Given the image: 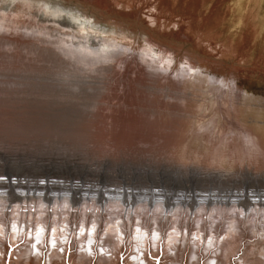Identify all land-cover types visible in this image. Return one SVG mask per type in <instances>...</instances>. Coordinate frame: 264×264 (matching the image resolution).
I'll list each match as a JSON object with an SVG mask.
<instances>
[{
  "label": "bare ground",
  "instance_id": "bare-ground-1",
  "mask_svg": "<svg viewBox=\"0 0 264 264\" xmlns=\"http://www.w3.org/2000/svg\"><path fill=\"white\" fill-rule=\"evenodd\" d=\"M0 12V85L18 101L9 105L15 119L9 109L0 118V133L35 141L68 131L90 158L0 160V264H17L14 255L19 264H116L113 256L148 264L149 246L175 251L172 263L264 264V99L210 81L193 60L174 66L149 35L147 48H136L120 30L60 3L0 0ZM30 102L55 114L34 117ZM220 183L244 189L234 194ZM190 214L207 219L187 231L193 247L216 219L217 237L229 240L199 252L187 244L180 262L176 242ZM244 231L261 240L238 250ZM24 235L32 239L16 254ZM122 235L134 242L120 251Z\"/></svg>",
  "mask_w": 264,
  "mask_h": 264
},
{
  "label": "rangeland",
  "instance_id": "rangeland-1",
  "mask_svg": "<svg viewBox=\"0 0 264 264\" xmlns=\"http://www.w3.org/2000/svg\"><path fill=\"white\" fill-rule=\"evenodd\" d=\"M49 1L53 4L60 3L69 9H78L108 29L120 30L124 33V38L131 40L132 45L136 48H147V44L143 40L145 34L149 35L157 43L156 45H161L164 50L160 46H151V48H156V53L160 57H164L165 60L172 58L175 61L174 66L177 64L178 68L187 67L189 62L193 60L200 73L210 81L219 82L227 88L240 89L248 95L264 99V0H99L98 3H92V0ZM171 51H174V55H171ZM120 82L123 80L120 79ZM119 89L120 87H117V93H120L122 88ZM2 91L0 85V118L5 117L6 109H9L12 119H15L13 112L17 108H12L9 105L13 104L17 107L18 101L15 99L16 97L7 96ZM108 100L109 98L105 96L104 104ZM116 101L114 99V103ZM4 102H6L7 107L4 106ZM35 105L33 102L29 103L33 109L32 116L34 117L37 115L51 118L55 114L53 108L47 109L49 107L46 106L43 108L36 106L35 108ZM105 107L108 108L106 104ZM217 126L219 127L217 128ZM217 126L212 130L220 133L221 124ZM233 129L232 126L230 131H226L228 139L232 138ZM44 135L41 134L40 138L34 141L31 140L30 136L14 138V136L5 137L0 133V160L64 159L67 161H89L90 158L84 152L83 145L77 143V140L73 141V139L68 138V131H64L61 135L56 133H48L46 137ZM29 143L32 144V147H27ZM220 186L221 190L233 191L234 194L238 193V190L244 189L239 184L220 183ZM255 190L256 188H247V193L252 196L254 194L250 192ZM197 194L202 193L197 192ZM221 194L225 195L226 192ZM193 218L194 216L190 214L189 217L184 218L181 224V235H178L180 241L176 242L180 262L186 260L187 244L189 250L194 248L199 252L202 251V247L206 248L207 243L214 239L219 245L229 240L226 235H218L219 237H217L216 234L223 229V226L216 219L208 223L205 230L200 232V239L203 237L206 240H201L198 247H193L197 238L190 236V234L188 236L187 231L196 234L197 222L200 221L199 227H201L205 225V220H207L206 216L202 218L203 221L197 218L192 221ZM189 223L192 225L187 228ZM259 226L261 229L264 228V224ZM74 229L75 226H73ZM162 229V233L166 237L174 232L170 223ZM98 233L101 234L99 238L103 240L108 235L104 228ZM259 234H264V231H260ZM247 235L250 234L244 231L243 236L246 238L241 237L237 245L238 250H244L248 245L252 247L261 240L260 236L248 238ZM215 236L216 238H214ZM67 238L72 243L76 237L74 235L67 236ZM31 239L32 237L28 235L25 237L24 235V238H21L13 247L14 252L18 254L19 248L28 245V241ZM121 239L122 241L118 245L120 251L123 244L129 247L130 240L134 242V238L127 239L126 235H122ZM152 239L151 236V242ZM184 239L191 241L188 243ZM165 241H168V238ZM157 247H148L151 249L148 264H179L167 260L173 256L175 251H170L166 255L164 252L158 251ZM215 250L217 249H213V251ZM159 252L160 255L154 256ZM128 255L129 252L125 255L126 257L122 258V261L128 258ZM238 256L232 260L236 261ZM118 258L119 260H115L114 256L112 258L116 264L120 262V257L118 256ZM12 260V262L19 264L23 258L14 255ZM86 263L94 264V261H86Z\"/></svg>",
  "mask_w": 264,
  "mask_h": 264
},
{
  "label": "snow or ice",
  "instance_id": "snow-or-ice-1",
  "mask_svg": "<svg viewBox=\"0 0 264 264\" xmlns=\"http://www.w3.org/2000/svg\"><path fill=\"white\" fill-rule=\"evenodd\" d=\"M4 177L0 176V181H3ZM44 181H41L43 183Z\"/></svg>",
  "mask_w": 264,
  "mask_h": 264
}]
</instances>
